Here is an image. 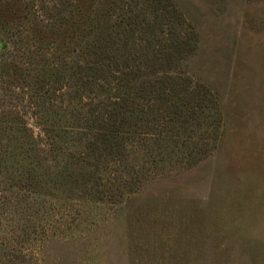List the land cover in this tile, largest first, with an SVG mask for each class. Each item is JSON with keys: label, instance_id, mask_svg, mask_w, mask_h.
<instances>
[{"label": "rangeland", "instance_id": "374dc122", "mask_svg": "<svg viewBox=\"0 0 264 264\" xmlns=\"http://www.w3.org/2000/svg\"><path fill=\"white\" fill-rule=\"evenodd\" d=\"M0 45V264H264V0H0Z\"/></svg>", "mask_w": 264, "mask_h": 264}, {"label": "trees", "instance_id": "16d2710c", "mask_svg": "<svg viewBox=\"0 0 264 264\" xmlns=\"http://www.w3.org/2000/svg\"><path fill=\"white\" fill-rule=\"evenodd\" d=\"M25 42L28 45V41H25ZM30 45H33V44H30ZM168 85L182 87V86H184V81L180 82V80H178V79H176L174 77L158 78L157 80L152 82V84L150 85L151 86V90L148 91V93L150 92L151 95L159 96V97L162 98V100H166L167 101L168 98L165 97L167 95L165 94L164 91L166 89H169ZM156 86H159V90H158V88ZM189 90H190V88H189ZM190 91H191L190 92V96H192L191 99L193 97L196 99L195 103L193 104V109L196 110V111L205 110V101H204V99H202V98L198 99L197 96L194 94L195 91H193V90H190ZM206 100H207L208 107L212 108L213 104H214V100L208 99V98H206ZM186 101H187V98H186ZM209 104H210V106H209Z\"/></svg>", "mask_w": 264, "mask_h": 264}, {"label": "water", "instance_id": "95a60500", "mask_svg": "<svg viewBox=\"0 0 264 264\" xmlns=\"http://www.w3.org/2000/svg\"><path fill=\"white\" fill-rule=\"evenodd\" d=\"M0 48H1V45H0Z\"/></svg>", "mask_w": 264, "mask_h": 264}]
</instances>
